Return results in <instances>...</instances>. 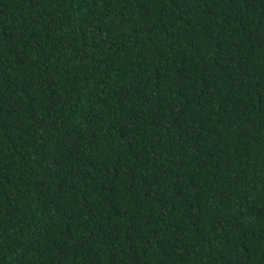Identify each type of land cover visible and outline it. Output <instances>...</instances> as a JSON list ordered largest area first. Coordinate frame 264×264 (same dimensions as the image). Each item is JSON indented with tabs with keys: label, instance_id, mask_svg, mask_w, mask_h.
I'll list each match as a JSON object with an SVG mask.
<instances>
[{
	"label": "trees",
	"instance_id": "16d2710c",
	"mask_svg": "<svg viewBox=\"0 0 264 264\" xmlns=\"http://www.w3.org/2000/svg\"><path fill=\"white\" fill-rule=\"evenodd\" d=\"M0 264H264V0H0Z\"/></svg>",
	"mask_w": 264,
	"mask_h": 264
}]
</instances>
